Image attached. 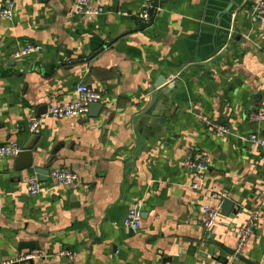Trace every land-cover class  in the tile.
<instances>
[{
    "label": "crops",
    "instance_id": "0c3cea01",
    "mask_svg": "<svg viewBox=\"0 0 264 264\" xmlns=\"http://www.w3.org/2000/svg\"><path fill=\"white\" fill-rule=\"evenodd\" d=\"M6 1L14 16L0 18V144L22 148L38 135L29 143L35 165L79 180L67 187L47 175L31 195L34 169L0 160V262L37 252L33 264H264V220L243 260L230 254L264 188V149L245 139L264 138V118L247 119L264 108L255 0H92L105 12L90 21L75 16L74 0ZM149 3L159 10L146 23L138 13ZM27 43L42 50L15 56ZM80 82L102 94V110L48 116L50 104L75 99ZM202 115L231 133L212 134ZM191 145L210 158L201 189L182 166ZM219 193L235 212L219 210L205 239L200 211ZM134 200L136 231L123 224Z\"/></svg>",
    "mask_w": 264,
    "mask_h": 264
},
{
    "label": "built area",
    "instance_id": "2783aa9c",
    "mask_svg": "<svg viewBox=\"0 0 264 264\" xmlns=\"http://www.w3.org/2000/svg\"><path fill=\"white\" fill-rule=\"evenodd\" d=\"M159 10L158 4L149 3L141 12L138 13L139 18L144 22H150L152 16ZM73 12L75 16L82 20H92L96 16L105 12L102 6L93 5L92 0H74ZM252 17L255 21L264 22V0H255L252 5ZM14 16V4L11 1L0 3V18L12 20ZM42 46L39 44L27 43L21 50L15 53V56H27L39 53ZM102 99V94L80 82L75 87V99L67 103H53L47 108V115L54 119H64L68 117L83 116L88 111V106L91 103H97ZM264 118V108L250 112L247 119L253 122H260ZM199 121L216 136H224L231 133V128L225 125L217 124L206 116H199ZM40 127V120L34 119L30 122L28 130L30 133L36 132ZM248 142L264 149V138L258 133H250L245 138ZM22 148L14 142L0 144V160L16 157ZM184 170L192 174L194 181L191 183L193 189H201L203 187L202 180L209 169L210 158L204 153L198 152L196 147L191 145L185 150L182 160ZM49 179L63 186H74L78 180V175L66 168L55 167L50 170ZM28 191L31 195H37L42 188L41 180L36 171H31L26 177ZM221 201L217 205L204 204L200 211V224L203 228L204 238L210 239L215 221L219 215L220 205L225 199V194L219 193ZM264 220V188L259 194V203L257 207L248 212V217L245 225L240 230L237 242L234 248V254L240 255L249 238L255 232L259 222ZM142 223V203L139 200H134L128 207L123 224L129 229L136 231L141 227ZM59 255L68 258L73 257V252L70 250H61ZM41 256L37 252H27L13 260L1 261L0 264H25L28 261L34 260ZM215 264H231L230 262H217Z\"/></svg>",
    "mask_w": 264,
    "mask_h": 264
},
{
    "label": "water",
    "instance_id": "95a60500",
    "mask_svg": "<svg viewBox=\"0 0 264 264\" xmlns=\"http://www.w3.org/2000/svg\"><path fill=\"white\" fill-rule=\"evenodd\" d=\"M155 94H157V92L151 94L152 100H153ZM91 108L95 109V111L98 110V113H99V111L102 110V105L99 104L98 102L97 103H91L88 106V110H91ZM34 138H35V140H38V135L31 136L30 141L22 147V151L13 159V166H14V169L16 171L34 169L38 173L39 179L41 181H46L47 175H48V170L43 168V167L35 165L34 155L32 153V148L29 144L31 142V140ZM233 209H234V202L232 200L224 199L222 201V203L220 205L221 214H227ZM233 212H235V209L233 210ZM28 247L33 248V246H28ZM230 254L235 255L236 258L243 260L241 255L234 254V250H231ZM13 264H18V263H13ZM25 264H33V260L28 261Z\"/></svg>",
    "mask_w": 264,
    "mask_h": 264
}]
</instances>
